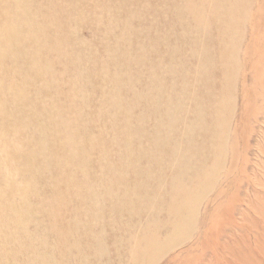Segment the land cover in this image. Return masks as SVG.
<instances>
[{
  "label": "rangeland",
  "instance_id": "1",
  "mask_svg": "<svg viewBox=\"0 0 264 264\" xmlns=\"http://www.w3.org/2000/svg\"><path fill=\"white\" fill-rule=\"evenodd\" d=\"M127 1L118 7L117 0H0V242L8 241L5 250L15 251L7 256L0 249V264L19 262L17 246L27 247L25 239L35 234L42 239H33L38 259L53 252L67 219L76 215L70 195L83 196L79 187L100 171V151L121 134L130 103L123 94H111L115 72L121 74V60L152 57L125 49L121 36L129 28L120 25L115 12L120 14ZM251 1L224 175L219 164L191 233L154 264H264V0ZM140 71L123 69L122 75L143 78ZM160 105L151 107L160 112ZM159 190L155 197L162 199ZM115 222V234L132 227L125 220ZM105 229L107 240L113 231ZM114 252L106 246L103 254L113 261Z\"/></svg>",
  "mask_w": 264,
  "mask_h": 264
},
{
  "label": "bare ground",
  "instance_id": "2",
  "mask_svg": "<svg viewBox=\"0 0 264 264\" xmlns=\"http://www.w3.org/2000/svg\"><path fill=\"white\" fill-rule=\"evenodd\" d=\"M253 2L128 0L120 14L115 12L120 25L129 28L121 36L129 54L142 50L152 56L149 60H121V74L115 72L111 94H123L130 103L120 122L121 134L111 139L108 150L100 151V171L89 174L91 178L79 187L83 196H68L71 205L77 203L76 215L67 219L69 226L61 241L51 247L53 252L40 261L35 246L42 239L35 234L25 239L27 247L17 246L21 260L9 264H154L188 237L219 164L221 171L225 165L236 107L235 79L245 68L239 61L242 31L250 15L247 8ZM121 4L122 0H117V6ZM142 22L151 24L140 26ZM123 69L141 70L143 78L131 73L123 76ZM153 81L157 86L151 89ZM151 104H161V111ZM174 125L181 128L174 130ZM162 172L166 175L161 176ZM156 178L159 182L151 185ZM159 188L162 199L155 197ZM140 214L144 219L135 222ZM116 220H125L132 227L118 228L119 234H115ZM105 225L113 231L107 240ZM8 244L0 242V249L10 256L15 251L5 250ZM106 246L116 251L113 261L103 254Z\"/></svg>",
  "mask_w": 264,
  "mask_h": 264
}]
</instances>
